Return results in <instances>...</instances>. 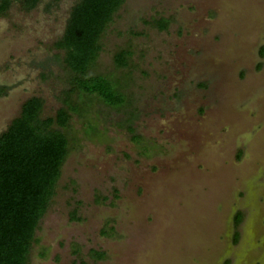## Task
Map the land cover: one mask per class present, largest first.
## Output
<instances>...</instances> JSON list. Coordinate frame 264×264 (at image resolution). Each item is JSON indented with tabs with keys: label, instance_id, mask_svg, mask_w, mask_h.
<instances>
[{
	"label": "rangeland",
	"instance_id": "1",
	"mask_svg": "<svg viewBox=\"0 0 264 264\" xmlns=\"http://www.w3.org/2000/svg\"><path fill=\"white\" fill-rule=\"evenodd\" d=\"M75 1L0 16V133L31 96L78 106L28 264H264V0H125L88 69L118 107L69 90Z\"/></svg>",
	"mask_w": 264,
	"mask_h": 264
},
{
	"label": "trees",
	"instance_id": "2",
	"mask_svg": "<svg viewBox=\"0 0 264 264\" xmlns=\"http://www.w3.org/2000/svg\"><path fill=\"white\" fill-rule=\"evenodd\" d=\"M40 1L0 0V16L12 2H19L29 11ZM124 1L76 0L62 35L54 43L64 51L63 61L70 73L69 90L95 94L110 107L125 102L117 82L103 75H89L88 69L101 49V34ZM155 24L162 30L168 21L161 18L155 20ZM127 55L125 50L118 51L114 56L116 65H125ZM65 105L54 116L41 118L43 101L31 96L22 103L19 115L0 133V264H28L35 231L54 194L69 152L68 138L59 128L67 125L70 112H78V106L68 101ZM240 220L237 215L235 222ZM77 264L87 263L80 260Z\"/></svg>",
	"mask_w": 264,
	"mask_h": 264
}]
</instances>
